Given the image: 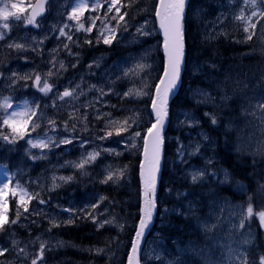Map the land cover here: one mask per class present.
I'll return each instance as SVG.
<instances>
[{"label":"rangeland","instance_id":"374dc122","mask_svg":"<svg viewBox=\"0 0 264 264\" xmlns=\"http://www.w3.org/2000/svg\"><path fill=\"white\" fill-rule=\"evenodd\" d=\"M32 2L0 0V8L7 5L9 12H16L12 8L14 3L25 9L17 13L21 16L20 20H16L15 16H9L7 20L0 17V33L3 34V39H0V49L3 50L0 57V103L9 98L5 95L15 92L19 97L14 104L9 100L12 104L9 113L24 110L25 103L32 109L39 106L35 115L29 112L30 116L27 114L24 117L30 129L23 138L16 136L15 143L0 138L1 149L17 152L16 148H19L21 158L18 157V162L12 164V169L15 175L20 173L23 180L18 182L9 178L4 167L7 161L0 165V186L7 184L4 198L9 194L11 201L18 205L20 190L16 188L17 183L29 194L27 169L40 163H45V170L35 182L45 183L49 192L63 184L77 181L72 174L74 171L79 173L85 187L94 181L107 180L111 173L112 182L126 183L131 191L130 173L123 166L113 164L108 156L119 157L140 152L144 135L148 132L147 128L142 129L140 126L146 124L148 100L151 107L154 98L149 86L155 79L152 76L154 71L150 74L147 72L149 48L146 41H151L150 48L155 47L154 38L158 33L156 21L146 16L130 27L131 24L123 22L120 13H116V8L121 10L119 3L108 12L109 0H98L100 7L96 10H93V0H88L83 14L78 15V19H70L78 0H50V16L34 26L24 20L25 16L30 15ZM190 3V18L201 42L214 43L220 38L232 41L236 38L250 50L244 56H251L252 61L242 65L239 59L240 63L227 66L217 77L212 67L199 64L190 57L180 97L187 99L192 107H175L170 113L164 136L168 146L162 162L165 175L162 190L156 197L153 224L143 242L141 261L143 264H257L251 250L256 247V230L264 235V225L256 215L264 211V0H255V6L252 0H190ZM241 15L244 19H238ZM114 16L116 19L112 18ZM4 23L9 25L7 29L2 27ZM80 24L84 25V29L79 27ZM18 27L24 28L21 34L7 40L6 36ZM89 27L91 31H86ZM61 31L66 35H61ZM74 35L77 37L75 41ZM249 35L252 37L250 40L247 38ZM68 36L72 39L69 40ZM105 37L111 40L110 44L103 42ZM49 38L65 41L64 49H68L67 54L72 62L70 66L68 61L58 60L59 56L56 58L51 55L54 44L42 45ZM87 40L93 42V57L84 60L82 55L74 53L78 52L79 43ZM17 44L23 45V48H16ZM118 46L129 48V51L123 57L117 56L113 50H117ZM39 51L44 52L43 60L28 61L35 58ZM45 53L53 57L50 63L49 55ZM7 60L9 62L3 66ZM35 64L38 65L35 67ZM137 65L144 67L137 69ZM151 65L156 67L157 61ZM60 70H63L61 74ZM49 72L53 77L47 75ZM37 75L41 77V87L45 81L52 85L47 94L35 86ZM201 76L206 78L204 85L202 79H195ZM118 82L126 83L118 85ZM65 90L71 91L72 96L60 99ZM128 101L134 102L135 119L121 127L120 118L115 113L116 107ZM205 110H210L209 114H202ZM226 112L231 115L222 116ZM4 115V110L0 109V119ZM213 117L216 123H212ZM220 118H223L221 123L224 124V131L232 137V142L223 139L224 149L228 146L230 149L227 150L237 159L252 161L253 181L252 176L243 177L245 174L242 170L240 172L239 167L231 165L238 173L235 174L226 165L220 167L213 164L218 160L215 151L219 146L213 131L219 133ZM127 119L125 115V121ZM34 124L39 125L35 131L32 130ZM153 125L152 119L150 126ZM117 130L120 135L116 134ZM0 132L9 135L10 129L2 126ZM108 132L112 135H107ZM136 132L140 135L135 136ZM9 139H12L11 135ZM29 139L34 142L43 140L48 146L32 147L27 143ZM64 140L71 142L61 143ZM71 152L75 155L68 157ZM95 153H98L95 160L85 163L82 168L77 166L87 160L89 154ZM20 166L28 168L22 169ZM193 175H197L196 181H193ZM201 186H206V189H198ZM220 189H228L234 193V197ZM83 195L86 203L80 201L74 208L80 211L97 208L91 203L94 198H100L97 192L85 189ZM64 200L65 206L52 199L39 206L29 207L24 216H30L33 223L38 222V217L47 223L68 219L65 215L68 214L66 209L69 206L66 205L69 201L76 204L78 198L67 195ZM249 204L253 207V215L250 219H244V226L240 227ZM171 218L185 222V228L191 226L192 229L178 228L177 232L181 234L175 236L178 223H172ZM20 224L25 226V220H21ZM113 225L120 232L128 227L123 217L115 219ZM8 239L15 247L16 258L13 262L0 264H32L33 260H36V264H45L40 256L34 259L24 254L30 242H21L17 232ZM34 241L39 243L40 248L43 245L49 250L62 246L59 240L48 233H39ZM258 250H263V245ZM113 264H121L120 259L119 262L114 259Z\"/></svg>","mask_w":264,"mask_h":264},{"label":"trees","instance_id":"16d2710c","mask_svg":"<svg viewBox=\"0 0 264 264\" xmlns=\"http://www.w3.org/2000/svg\"><path fill=\"white\" fill-rule=\"evenodd\" d=\"M121 4L119 3V6L121 7L120 15L123 16V22H127L128 24H131L130 27L135 26L137 23H139L142 19H144L146 16L151 17L155 20L157 5L159 0H120ZM191 3L190 0L188 1L186 12H185V18H184V24H183V32H184V42H185V66L184 71L182 74V81H181V87L179 90L178 95L174 98L172 101L169 112L171 113V110H173L175 107L179 108H191L188 104V100L185 98L180 97V94L183 90L186 74H187V68L190 61V57L197 60L200 63H203L205 65H209L215 70V75L217 77L221 76V73L227 68V66H233L234 63H243L242 65H248L252 61L251 56L245 57V53L248 50L246 45L239 43L236 38L230 41L229 39L220 38L214 43L209 42H201L200 36L198 35L197 28L194 30L191 18H190V11ZM127 12V15H124V13ZM50 16L48 14L43 20L47 19ZM42 20V21H43ZM122 23V22H120ZM17 35L18 33L21 34V31L24 30L23 27H18L14 29ZM196 33V34H195ZM14 37V35H13ZM90 37V36H85ZM83 39L84 37H80ZM92 38V37H90ZM73 41L77 39L76 35L73 36ZM93 39V38H92ZM150 40H147V46H148V69L147 72L150 74L154 71V82L150 84L149 88L151 90V95L155 92V89L161 79V76L164 71V56L162 52V38L159 35V33L156 34V37L154 38V42L156 43L155 47L150 48ZM48 44L55 45V49L52 52V56H59L57 59L62 61H68V65H71L70 61V55L67 54L68 49H64L65 41H55L51 40V38L43 41L42 45L48 46ZM102 48L106 47L104 45H100ZM92 47L93 42L89 43L87 40L86 42H80L79 43V50H77V53H74L76 55H82L84 57V60L91 59L93 57L92 54ZM112 47H108V49H111ZM101 49V48H100ZM111 51V50H110ZM116 51V55L119 54L122 57L129 51V48L118 46ZM3 50L0 49V57ZM40 52V51H39ZM37 52L35 58H31L28 61H32L35 59L37 60H43L42 55H44V52ZM50 63L51 59L53 58L49 53H45ZM115 54V53H113ZM118 56V55H117ZM11 59V58H10ZM214 59V60H213ZM56 60V61H58ZM154 61H157V66L153 68L151 65ZM9 62V60L3 62V66L6 65ZM2 62H0L1 66ZM38 64H35V67ZM241 65V66H242ZM240 66V67H241ZM240 67H233V68H240ZM0 72L1 68H0ZM43 72V71H42ZM60 74L63 72V70L59 71ZM52 76V75H51ZM53 77V76H52ZM195 79H202L201 83L204 85L206 79L204 76H201V78H195ZM125 80V79H124ZM126 82H118V85L124 84ZM129 93V92H128ZM128 96V95H127ZM5 97H9L11 100V103H14L16 99L19 97L15 92H13L11 95H5ZM130 97V96H128ZM132 98V97H130ZM182 103L180 104V100ZM134 102L128 101V103L119 104L116 107V115L120 118L119 124L124 125L125 122V115L127 116V123L130 121H133L135 119V107ZM148 108H147V119L146 124L141 125L140 127L147 128L148 131L151 129L152 126H150V122L152 121V117L149 115V107H150V99L148 100ZM34 110H38V108L33 107ZM52 111V110H50ZM210 110H205L202 112L204 114L205 112L209 114ZM231 115L229 112L223 113L222 116ZM223 118H220V126H219V133L216 134L215 131H213L214 135L219 141L218 149L215 151L216 156L218 157V160L213 162V164L222 166L226 165L228 169L235 172V174H238L235 169L233 170L234 166L239 167V170L244 172L245 176L243 177H250L252 176L253 181V175L252 173L254 171H251V163L249 159L245 158H239L232 155V153L227 150L229 147L227 146V149H224L223 139L227 138L229 139V142H232L231 134L226 133L224 131V124L222 121ZM27 121V119H26ZM207 121H205L206 123ZM222 122V123H221ZM30 129L29 124L27 123L26 131ZM211 132V129H208ZM167 132V130H166ZM165 132V134H166ZM148 133V132H147ZM146 136V134L144 135ZM144 143V142H143ZM222 146V147H221ZM167 145L165 144L164 149V156L165 153L167 154ZM16 151H10L9 149H1L0 148V165L5 166V169L7 171V174L9 178L12 179V181H18L22 182V178L20 176V173L15 175L12 169V164H15L18 162V157L20 156V150L17 147ZM230 149V148H229ZM142 150L143 146L140 149V152L135 154H123L119 157H111L108 156L110 160H112L113 164L118 166H123L131 175V182H132V190L129 191V187L126 183L118 184L116 182H112V180H107L105 182L104 179L100 181H94L92 184L85 187L83 183L81 182V179L79 178L78 172H73L74 179L77 181H71L68 184H63L62 187L55 188L52 192H49V190L46 188L47 185L45 183H36L35 180H38L42 175V171L45 170V163H40L36 167L31 168L30 170L25 168L24 166H20L22 169H27L28 177L26 181L29 183L28 189H29V195L25 198L26 206L27 208L33 207V206H39L42 203H40V200H43L44 203H47L48 201L55 199L56 201L62 202V204L65 206L66 201L64 200L65 196H73L77 197V203L72 204L70 201L67 203L66 206H69V208L66 209L68 211V214L65 216H68V219H60L53 223H47L45 222L42 217H38V222L40 223H33L30 219V216H24V206L19 207V218L16 220V223H12L13 219H16V211H17V204L13 203L10 199L9 194L4 198L6 201L5 209H6V219L8 220V223L4 225L3 230H0V247L2 250H4V254L0 255V263H8L13 262L16 258L15 247L12 244V241L9 238L11 234L14 232H17L19 235V239L21 242H30L29 245H27V249L24 250V254H28L31 257L35 259V257H41L45 264H113L114 259H116L119 262V259L121 261V264H127L128 257L130 254V250L132 249V245L137 233V228L140 223L141 214H142V206H143V200L141 196V181H140V165H141V158H142ZM75 155L74 152H71V155L68 157H73ZM219 162V163H218ZM231 165H234L233 168ZM223 167V166H222ZM256 167V166H253ZM163 168V167H162ZM244 169V170H243ZM238 170V169H236ZM238 170V171H239ZM64 172H69L68 170H64ZM165 175L163 169L161 171L160 175V182H159V190L157 193V197H159L160 191L162 190V183H163V176ZM242 177V176H241ZM240 179V177H239ZM91 182V181H90ZM203 188L206 189V186H201L198 189ZM88 189L91 192H97L100 195V198L91 202L92 205H97V208L87 210L83 209L80 211L78 208H74L77 204L81 202L86 203L85 197H84V190ZM224 191L225 194H227L230 197H234V193H231L228 189L221 190ZM184 192H188L187 190H184ZM38 194V195H37ZM31 197V198H30ZM241 199H244L241 197ZM180 203H177L178 205ZM108 207V208H107ZM88 212V213H87ZM124 218L126 223L128 224V227L123 229L121 232L118 230L114 225L115 219ZM25 220L26 224L25 226H22L20 224L21 220ZM30 219V220H27ZM59 219V218H58ZM69 220H72V223H68ZM173 221L172 223H178L176 225V230L174 231L175 236L178 234H181L177 232L178 228H185V222L180 221L177 218H171ZM28 221V222H27ZM180 222V223H179ZM101 224L103 226L101 227ZM55 225H59L58 227ZM133 226V227H131ZM186 230L190 231L192 228L191 226L188 228H185ZM173 231V230H172ZM171 232V231H170ZM39 233H48L53 238H56L62 243V246H56L55 248L49 250L46 247H43V253L41 255V248L38 246V242L34 241L35 238L39 236ZM168 233V232H165ZM256 247L251 250L253 255H255L256 263L262 264V260H264V235L260 233V231L256 230ZM263 245V250H258L259 246ZM29 262H27L28 264ZM141 264L142 261H141Z\"/></svg>","mask_w":264,"mask_h":264},{"label":"snow or ice","instance_id":"6c2138e0","mask_svg":"<svg viewBox=\"0 0 264 264\" xmlns=\"http://www.w3.org/2000/svg\"><path fill=\"white\" fill-rule=\"evenodd\" d=\"M163 2V0H162ZM93 3L95 7L93 10H96L97 8L100 7V4L98 0H93ZM118 3H120V0H109V7H108V12H111L113 7H115ZM253 6H255V0H252ZM88 6V0H78L76 6L72 10V15L70 16V19H78V15H82L83 11L87 9ZM184 6H185V0H168V5L165 13V18L167 19V25L164 23L161 24L162 28H165V36H166V41H165V47L166 50L168 49V37L169 34H171L172 37V42H173V47L172 50L169 52V67L165 70V76L169 77L168 80V86L165 88L164 95H167V92L175 86L176 80L178 79L179 76V68H180V63L182 60L183 56V46H182V20H183V12H184ZM12 8L16 9V12H9L7 11V5L4 6V8H0V17H3V19L7 20L9 16H15L16 20H20L21 16L17 15V13H22L25 11L24 8L18 7L17 4H12ZM43 11V4L39 3L36 7L33 8V11L31 15L25 16L24 20L27 24L29 25H34L38 26L36 24V17L41 14ZM116 13L119 15L120 13V8H116ZM157 16L160 15L159 11L156 13ZM124 15H127V12L124 13ZM255 15V13H253ZM113 19H116V17H112ZM120 19H123V16H120ZM238 19H244L243 15L238 17ZM250 23V20H249ZM94 24V21H93ZM253 28H255V25H251ZM3 28L7 29L9 25L7 23H4L2 25ZM79 27L81 29H84V25L80 24ZM86 31H91V27L85 29ZM245 32L248 31L247 28L244 29ZM61 35H66L63 31H61ZM103 36V32L101 33ZM249 40L252 38L251 35L247 37ZM0 39H3V34L0 33ZM68 39L71 40L72 37L68 36ZM103 42L105 44H110L111 40L108 39L107 37L104 38ZM16 48H23V45H15ZM61 68H63V64L60 65ZM144 65H137V69H142ZM47 75L51 76L52 73L49 72ZM28 77H24V79H27ZM163 82V81H162ZM35 86L39 88V91L47 94L49 91L52 89V85H50L47 81L43 83V86L41 87V77L39 75L35 76L34 80ZM157 94H160V89L159 86H157ZM72 96V92L65 90L61 95L60 99H64L65 97H70ZM10 98H5L2 103H0V109H3L5 112V115L3 116L2 119H0V127L2 126H7L10 129L9 135H4L2 132H0V138L4 140H8L9 143H15L16 136H19L20 138H23L24 135L26 134V128H27V121L24 119V117L31 112L33 115H35V110L32 109L25 103L24 110L22 111H12L8 112V109L12 107V104L9 102ZM165 103L164 100L161 101V104ZM39 106L37 105L36 108ZM153 108H156V103L153 101ZM166 115V112H162L161 110H157V121L158 123H161L163 116ZM31 117H29L30 119ZM54 123V122H53ZM116 123V122H113ZM124 123H127L125 121ZM212 123H216L215 118H212ZM39 127L38 124L32 125V130L35 131V129ZM153 127H156V125H153ZM152 129H149V132H151ZM117 135H120L119 130L116 132ZM12 136V139H9V136ZM107 135H112L111 132H108ZM135 136H139L140 133L136 132L134 134ZM71 141L64 140L61 141V143H70ZM27 143L30 144L32 147H41L45 148L48 146L47 143H45L43 140H38V141H33L31 139L27 140ZM147 143V141H145ZM154 143L158 145L159 143V129L157 130ZM98 153L95 154H89V158L85 161H82L78 167H84L85 163H88L92 160H95L96 156ZM202 175V174H201ZM197 175H193L192 179L193 181L197 180ZM61 179H65L64 177H61ZM67 179H71V177H68ZM112 179V174L110 173L109 176L107 177V180ZM105 180V182H107ZM154 183V180L150 179L148 182V186L146 188V200H145V208L143 210V215L144 218L141 220L140 223V228L141 231L137 232V239L142 236V230L144 227H146L147 222L151 221L152 218V210L155 207V204L153 202V199L151 197L154 196V189L152 187ZM7 188V184H4L3 186H0V230H3L4 225L8 223V220L6 219V209H5V204L6 201L4 200V192L5 189ZM16 188L20 190V199L18 201V206H17V211H16V219L12 220V223H16V220L19 218L20 212H19V207L24 206V211H27V206H26V201L25 197L28 196L29 194L23 187L17 183ZM13 195H16V192H13ZM38 195V194H37ZM31 198V197H30ZM40 203H44L43 200L39 201ZM253 215V207L251 204L247 207V215L243 217L241 220L240 227L244 226L243 220L244 219H250ZM259 221L261 222L262 225H264V211H260L256 213ZM72 220H69L68 223H72ZM59 226V225H55ZM103 224H101V227ZM43 245H41V255L43 253ZM4 254V250H0V255ZM32 264H36V260H33ZM128 264H139V259H138V243H134L132 246V255L129 256L128 259ZM246 264V262H244ZM262 264H264V260H262Z\"/></svg>","mask_w":264,"mask_h":264},{"label":"water","instance_id":"95a60500","mask_svg":"<svg viewBox=\"0 0 264 264\" xmlns=\"http://www.w3.org/2000/svg\"><path fill=\"white\" fill-rule=\"evenodd\" d=\"M50 0H37L34 6L30 10V15L33 11V8L36 7L39 3L43 4V11L41 12L40 15L36 17V21L42 19L45 17L47 13V8L49 5ZM189 0H185V6H184V12H183V20H182V46H183V56L182 60L180 63V68H179V76L178 79L176 80L175 86L172 87L168 92L167 95H164L165 88L168 86V80L169 77L165 76V70L169 67V52L172 50L173 47V42H172V37L171 34H169L168 37V49L166 50L165 47V41H166V36H165V28L161 27V24L164 23L167 25V19L165 18V13L168 5V0H159L158 5H157V10L156 13L159 11L160 15L157 16L155 15V21L157 24V29L158 33L162 38V52L164 56V71L161 76V79L158 83L157 86H159L160 89V94H157V91L155 90L154 93V98L153 101L156 103V108H153V102L150 107V115L155 121L154 125L156 127H152V131L148 132L147 135L145 136L144 139V144H143V150H142V158H141V165H140V181H141V190H142V200H143V206H142V214H141V220L144 218L143 215V210L145 208V200H146V188L148 186V182L150 179L154 180V183L152 185L154 189V196L151 197L153 199V202L155 204V207L152 210V218L151 221L147 222L146 227L143 228L142 230V236L137 239V233L134 239V243H138V259H139V264H141V254H142V246L143 242L145 239V236L149 232L152 224H153V219L155 215V208H156V196L158 192V186H159V179L162 171V162H163V155H164V148H165V142H164V136L165 132L168 127V122L170 118V112L169 108L174 100V98L178 95L180 87H181V81H182V74L184 71V66H185V42H184V32H183V24H184V18H185V12L187 8ZM163 81V82H162ZM157 89V87H156ZM164 100L165 103L161 104V101ZM157 110H161L162 112H166V115L163 116V119L161 123H158L157 121ZM159 129V143L158 145L154 143V139L157 133V130ZM147 141V143H145ZM140 223L137 228V232L141 231L140 228ZM133 246V245H132ZM132 255V249L130 250L129 256ZM129 259V257H128ZM128 264V261H127Z\"/></svg>","mask_w":264,"mask_h":264},{"label":"flooded vegetation","instance_id":"af4514ba","mask_svg":"<svg viewBox=\"0 0 264 264\" xmlns=\"http://www.w3.org/2000/svg\"><path fill=\"white\" fill-rule=\"evenodd\" d=\"M32 1L34 2V0H32ZM33 2H32V3H33ZM13 35H14V37H13ZM6 37H8L7 40H10V39H14V38L18 37V35H17V33L13 30V32L9 33Z\"/></svg>","mask_w":264,"mask_h":264},{"label":"bare ground","instance_id":"6f19581e","mask_svg":"<svg viewBox=\"0 0 264 264\" xmlns=\"http://www.w3.org/2000/svg\"><path fill=\"white\" fill-rule=\"evenodd\" d=\"M214 60V59H213ZM211 153V152H210ZM217 153V152H216ZM215 153V154H216ZM209 155V154H208ZM213 156V155H212ZM216 162V161H215ZM219 163V162H218ZM215 166V165H214ZM168 181V180H167ZM194 183V182H193ZM233 193V192H232ZM158 198V197H157ZM170 204V203H169ZM178 207V206H177ZM108 208V207H107ZM171 208V207H170ZM166 209V208H165ZM88 213V212H87ZM196 221V220H195ZM161 225V224H160ZM174 226V225H173ZM160 229V228H159ZM168 229V228H167ZM171 229V228H170ZM194 230V229H193ZM172 231V230H171ZM158 232V231H157ZM161 232V231H160ZM154 233V232H153ZM164 238V237H163ZM161 242V241H160ZM164 247V246H163ZM177 250V249H176ZM175 254V253H174Z\"/></svg>","mask_w":264,"mask_h":264}]
</instances>
